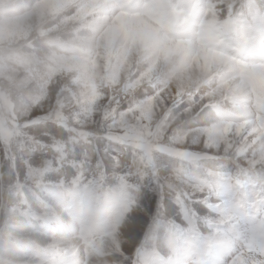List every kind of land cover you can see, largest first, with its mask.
Segmentation results:
<instances>
[{
  "label": "rangeland",
  "instance_id": "374dc122",
  "mask_svg": "<svg viewBox=\"0 0 264 264\" xmlns=\"http://www.w3.org/2000/svg\"><path fill=\"white\" fill-rule=\"evenodd\" d=\"M73 2L26 38L45 61L26 86H0V190L32 214L41 189L110 194L122 214L88 241L102 264L144 243L137 264H264V53L225 22L249 0ZM146 25L166 35L148 59L117 48Z\"/></svg>",
  "mask_w": 264,
  "mask_h": 264
},
{
  "label": "clouds",
  "instance_id": "9594fccd",
  "mask_svg": "<svg viewBox=\"0 0 264 264\" xmlns=\"http://www.w3.org/2000/svg\"><path fill=\"white\" fill-rule=\"evenodd\" d=\"M80 7L73 0H12L0 8V60L6 66V78L0 86H26L32 66L45 62L27 51L26 38L60 24L77 14ZM225 22L254 37L244 55L264 53V0H249ZM183 34L193 32L187 30ZM165 38V34L146 25L144 34L130 29L117 48L127 50L130 46L141 58L148 59ZM88 48L90 52L91 43ZM4 117L7 118L6 113ZM8 183L5 178L3 184ZM38 196L39 199L29 200L35 214L25 213L19 210L7 187L0 190V264H102L88 241L120 218L121 204L106 192L70 186L41 189ZM54 237L58 246L50 243Z\"/></svg>",
  "mask_w": 264,
  "mask_h": 264
},
{
  "label": "trees",
  "instance_id": "16d2710c",
  "mask_svg": "<svg viewBox=\"0 0 264 264\" xmlns=\"http://www.w3.org/2000/svg\"><path fill=\"white\" fill-rule=\"evenodd\" d=\"M159 221H160V222H159ZM158 222L160 223L161 228H162L163 223L161 222V218L158 219V216H157L156 218H154V219L151 221L150 224H151V225H153V224L157 225ZM150 232H151V230H150ZM150 232H149V233H150ZM161 232H162V230H159V232H157V233H158V236H157V234H156V236L159 237L160 234H161ZM146 238H147V236H146ZM149 238H150V237H149V235H148V239H149ZM149 240H156V238L152 236L151 239H149ZM150 247H151V246H149V245L146 246L145 243H144L143 246H142V245H139V246L137 247V249H135V253H134V256L132 257V261H131L132 263H131V264H137V263L139 262L138 259H140V260L142 261V259L147 255L145 251H148V250L150 249Z\"/></svg>",
  "mask_w": 264,
  "mask_h": 264
},
{
  "label": "snow or ice",
  "instance_id": "6c2138e0",
  "mask_svg": "<svg viewBox=\"0 0 264 264\" xmlns=\"http://www.w3.org/2000/svg\"><path fill=\"white\" fill-rule=\"evenodd\" d=\"M139 227H140V229L142 230V229H143V227H144V224H143V223H141V224L139 225Z\"/></svg>",
  "mask_w": 264,
  "mask_h": 264
},
{
  "label": "bare ground",
  "instance_id": "6f19581e",
  "mask_svg": "<svg viewBox=\"0 0 264 264\" xmlns=\"http://www.w3.org/2000/svg\"><path fill=\"white\" fill-rule=\"evenodd\" d=\"M78 1V0H77ZM148 24H150V23H148ZM137 31H139V30H137ZM141 31H143V30H141ZM141 33V32H140ZM163 42V41H162ZM158 48V47H157ZM159 50H160V48H159ZM203 51V50H202ZM162 52V51H161ZM207 54V53H206ZM216 58V57H215ZM220 59V58H219Z\"/></svg>",
  "mask_w": 264,
  "mask_h": 264
}]
</instances>
